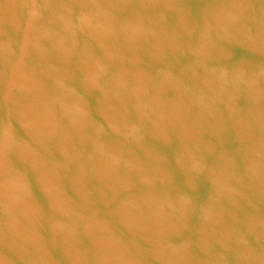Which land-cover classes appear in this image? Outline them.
<instances>
[{
  "label": "water",
  "instance_id": "water-1",
  "mask_svg": "<svg viewBox=\"0 0 264 264\" xmlns=\"http://www.w3.org/2000/svg\"><path fill=\"white\" fill-rule=\"evenodd\" d=\"M0 264H264V0H0Z\"/></svg>",
  "mask_w": 264,
  "mask_h": 264
}]
</instances>
